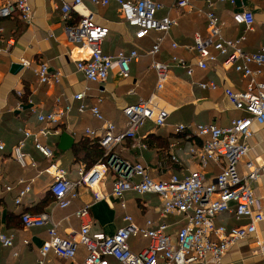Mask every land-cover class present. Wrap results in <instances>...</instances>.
Returning <instances> with one entry per match:
<instances>
[{
	"label": "crops",
	"instance_id": "obj_1",
	"mask_svg": "<svg viewBox=\"0 0 264 264\" xmlns=\"http://www.w3.org/2000/svg\"><path fill=\"white\" fill-rule=\"evenodd\" d=\"M29 1L34 11L30 22L22 21L17 14L0 20V141L4 144V149L0 150V231L13 234L14 237L12 247H3L0 244V264H35L39 250L48 237V225L29 229L22 227L19 214L23 211L49 212L57 223V232L62 237H67L73 230L79 229V220L74 212L84 205L89 206L92 232L111 235L124 224L123 216L129 214L139 226H145L146 221L150 219L151 226L156 227L163 220L168 223V231L174 236L176 230L185 223V218L176 214L161 217L162 204L156 194L140 195L129 191L122 199L111 197L112 183L117 178V174L111 169L106 172L98 187L90 189L79 186L78 195L68 207H56L53 197L49 195L48 185L51 177L41 172L49 160L35 149L32 138L27 137L24 145L26 160L34 161L35 165L28 163L22 167L13 159L11 149L15 143L12 144V140L22 139L24 130L36 132L47 126L50 133L40 137V140L56 149L54 160L66 169L70 178H77L78 169L85 168V163L80 160L82 157L73 150V146L85 135L98 140V137L86 134L85 130L90 128L101 132L102 122L93 117L89 110L79 112L76 101L72 102V109L66 117L55 125L40 122L37 113L53 110L57 106V98L64 104L69 100V96L85 90L84 102L90 106L95 104L97 99H101L100 110L104 118L115 125L114 131L117 133L126 127L122 108L155 92L160 99V105L170 111L166 124L156 126L153 122L146 121L139 129L138 139L122 140L114 147V153L129 163L143 164L153 178H168L171 174L183 177L196 167L197 158L188 153L189 148L199 146L203 139L193 133H176L174 126L181 123L194 125L211 122L226 126L232 119L245 115L244 111L229 103L223 90L225 87L244 90L247 79L234 69L224 67L221 64L222 58L219 57L218 61L207 69L195 68L190 76L183 68L172 67L164 85L157 89L155 72L150 66L151 57L147 55V51L158 33L152 31L148 36L137 39L134 27L122 19L117 4L112 2L100 6L93 4L91 0H83L93 19L109 29L102 43L104 53L114 54L119 50L131 49L141 53L138 60L130 63L129 76H120L114 68L103 83L88 81L83 73L76 69L78 49L68 41L64 31L65 25L73 24L77 17L72 16L64 20L58 8L59 0ZM155 1L164 4V9L158 11V16L169 14L176 20V25L170 29L155 58L167 62L170 56L176 53L192 62L194 53L187 51L182 45L191 44L196 31L206 32L205 17L194 10L175 7L174 0ZM196 4L206 7L205 0H197ZM240 9L253 12L255 22L252 30L245 31L242 25L233 22L232 12ZM214 11L224 21L225 37L245 36L241 41L244 50L255 51L264 44V0H236L235 5L217 2ZM171 42H176L180 47L173 50ZM39 62H46L51 69L61 71L60 82L39 83L33 73V67ZM13 64L19 66L15 71H11ZM261 78H264V75ZM208 80L217 84L216 90L202 89L197 85L199 81ZM17 90L21 91L20 95H17ZM131 90L133 92H130ZM18 102L22 104V109L15 108ZM64 132L73 137V143L69 148L61 150L59 141ZM252 132V136L247 140L250 146L247 158L264 161L263 127L253 124ZM141 143L144 146H141ZM99 160L100 158L94 164ZM218 172L219 168L210 163L206 169L207 179L213 178ZM19 179L32 183V187L21 198L20 203L16 204L18 190L24 185ZM9 185L12 188L6 190L5 186ZM252 186L264 215V176ZM94 192L103 196L96 199ZM215 221L234 226L247 220H235L232 212H225L218 214ZM24 240L28 242L24 243ZM147 244L148 239L142 236L129 239V246L134 252L140 251ZM85 254V247L79 245L75 259L48 253L45 264H77ZM109 261L111 264H118L112 258H109ZM223 261L225 264H264V219L258 223L257 231L252 237L242 239L229 248Z\"/></svg>",
	"mask_w": 264,
	"mask_h": 264
},
{
	"label": "built area",
	"instance_id": "obj_2",
	"mask_svg": "<svg viewBox=\"0 0 264 264\" xmlns=\"http://www.w3.org/2000/svg\"><path fill=\"white\" fill-rule=\"evenodd\" d=\"M52 1V0H50ZM197 0H174V6L179 9L194 10L206 19V32L196 31L191 44L182 45L187 51L193 52V61L189 62L183 56L173 53L167 62L155 58L161 45L176 20L169 14L158 16V11L164 9V4L155 0H91L95 5L106 6L115 3L120 9L122 19L135 29L137 39L148 36L152 31L158 34L147 51L151 56V68L155 72L156 88L160 89L167 80L172 67L183 68L187 75H192L195 68L207 69L215 64L219 57L221 64L232 68L247 79L244 90H234L225 87L223 92L229 103L245 115L234 118L226 126L211 123H198L194 132L202 137V143L189 148L192 156L197 158L196 167L183 177L171 174L168 178H153L147 168L141 163L131 164L114 153V147L126 138L138 139L139 129L146 121L156 126L166 124L170 111L160 105V99L155 92L149 97L122 108L126 119L125 130L115 132V125L104 118L100 110L101 99L93 105L84 102L86 91L82 90L69 96V100L61 104L56 99L57 106L48 112L37 113V119L46 125L59 123L72 109V102H78L79 112L89 110L91 115L102 122L101 132L86 128V134L98 137L100 146L104 149V160H99L89 169L83 167L77 171V178H70L66 169L53 160V148L43 143L40 137L50 133L48 127L36 132L24 130V137L13 145L11 151L14 159L25 167L27 162L24 145L27 137L32 138L35 149L49 160L41 171L51 177L48 189L54 198V205L66 208L78 195V187L90 189L98 187L106 172L112 170L117 174L113 181L110 195L122 199L126 192L137 194H156L161 200L160 216L170 214L182 215L185 223L179 227L175 235L168 231V223L161 220L156 227L148 219L145 226L135 223L129 214L123 216L124 224L115 233L107 235L91 231V215L88 205L75 210L74 215L79 220V229L73 230L67 237L57 232V223L49 212H24L21 222L26 229L48 225V237L39 250L35 264H45L48 253L75 259L77 247L86 249L85 257L77 264H111L109 258L118 264H225L223 257L229 248L242 239L252 237L257 231V225L264 219L261 207L254 193L252 184L264 176V161L257 158H247L250 146L247 140L252 136V125L258 124L264 131V44L255 51H246L241 47L245 38H228L223 35L224 21L214 11L217 2L236 4V0H205L206 7L198 6ZM58 6L62 18L77 17L75 23L65 25L64 31L68 41L77 49L79 56L75 59L76 69L83 73L86 80L103 83L109 72L116 68L122 77L129 76L130 63L138 60L141 53L136 49L119 50L114 54L104 53L102 43L108 35V27L97 23L83 0H59ZM13 14L24 22L33 18V7L29 0H0V20ZM234 23L242 25L245 31L252 30L255 16L251 10L240 9L232 12ZM0 27V31H1ZM171 48L180 47L171 42ZM28 65V63H23ZM33 73L41 84L59 83L62 73L51 69L46 62H39L33 67ZM197 85L206 90H216L213 80L199 81ZM130 92H133L132 90ZM21 94L20 90L16 91ZM16 109H22L18 102ZM35 111L34 108H32ZM191 128L188 124H176L175 132ZM57 131V130H56ZM141 146L144 144L141 143ZM4 144L0 141V150ZM173 159H175L173 157ZM214 163L219 172L211 179L206 177V169ZM241 163V164H240ZM241 165V167H240ZM241 168V169H240ZM24 183L18 190L15 203L31 190L32 183L19 179ZM12 187L5 186L6 190ZM103 195L94 192L96 199ZM232 212L235 220H247L245 223L227 226L216 223L215 218L220 213ZM142 236L148 239V244L138 252L131 250L129 239ZM24 240V243H27ZM13 234L0 231V244L12 247Z\"/></svg>",
	"mask_w": 264,
	"mask_h": 264
},
{
	"label": "trees",
	"instance_id": "obj_3",
	"mask_svg": "<svg viewBox=\"0 0 264 264\" xmlns=\"http://www.w3.org/2000/svg\"><path fill=\"white\" fill-rule=\"evenodd\" d=\"M75 23V22H74ZM236 24V23H235ZM151 57V56H150ZM156 57V56H155ZM195 125H191V128L182 132H187V133H193ZM176 133H181V132H176ZM97 138H88L86 135L85 137L83 136L82 139H79L78 142H76L73 146V150L76 153H80V157H82L80 160L85 163V169H89L95 161H97L99 158L100 160H104L103 154H104V149L100 146ZM129 139V138H127ZM201 139V138H200ZM20 139H14L12 140V144H16ZM13 146V145H12ZM53 150L55 151L56 149L53 147ZM2 151V150H1ZM56 152V151H55ZM11 154V153H10ZM55 155L53 156L54 160ZM14 159V158H13ZM15 160V159H14ZM16 161V160H15ZM49 162V161H48ZM137 163V162H136ZM132 164V163H131ZM134 164V163H133ZM48 175V174H47ZM49 195L52 196V194L49 191ZM54 201V198H53ZM27 212L23 211L19 214V221L20 224L23 227V224L21 222V215L22 213Z\"/></svg>",
	"mask_w": 264,
	"mask_h": 264
},
{
	"label": "water",
	"instance_id": "obj_4",
	"mask_svg": "<svg viewBox=\"0 0 264 264\" xmlns=\"http://www.w3.org/2000/svg\"><path fill=\"white\" fill-rule=\"evenodd\" d=\"M18 67H19L18 65L13 64L11 66V71H15ZM72 143H73V137L69 133L64 132L61 134L59 141V148L61 150L69 148L72 145Z\"/></svg>",
	"mask_w": 264,
	"mask_h": 264
}]
</instances>
